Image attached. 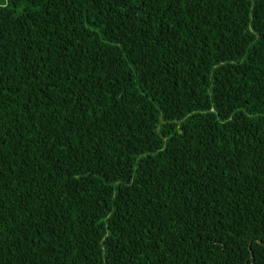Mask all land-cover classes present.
I'll use <instances>...</instances> for the list:
<instances>
[{
    "label": "trees",
    "instance_id": "1",
    "mask_svg": "<svg viewBox=\"0 0 264 264\" xmlns=\"http://www.w3.org/2000/svg\"><path fill=\"white\" fill-rule=\"evenodd\" d=\"M0 264H264V0H0Z\"/></svg>",
    "mask_w": 264,
    "mask_h": 264
}]
</instances>
